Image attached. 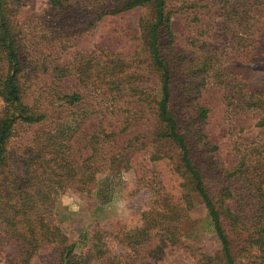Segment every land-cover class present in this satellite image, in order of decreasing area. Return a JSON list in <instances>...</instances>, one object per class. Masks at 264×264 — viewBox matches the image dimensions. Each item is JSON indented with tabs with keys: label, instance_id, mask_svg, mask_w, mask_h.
<instances>
[{
	"label": "trees",
	"instance_id": "obj_1",
	"mask_svg": "<svg viewBox=\"0 0 264 264\" xmlns=\"http://www.w3.org/2000/svg\"><path fill=\"white\" fill-rule=\"evenodd\" d=\"M48 2L41 16L22 23V0H0V252L10 249L18 264H144L168 247L187 249L191 226L184 227L204 205L219 249L188 248L197 264H264V134L238 140L225 167L200 102L207 87L220 88L229 113H254L255 128L264 130V90H251L223 63L230 53L255 50L262 0ZM136 9L148 12L133 55L99 48L63 60L98 22ZM175 14L196 38L180 42ZM107 117L118 119V132L102 122L88 128ZM140 152L166 164L178 195L154 168L139 169L149 207L135 227L115 235L129 252L111 253L105 230L73 242L61 227L60 198L72 192L100 208L108 200L103 176L130 171Z\"/></svg>",
	"mask_w": 264,
	"mask_h": 264
},
{
	"label": "rangeland",
	"instance_id": "obj_2",
	"mask_svg": "<svg viewBox=\"0 0 264 264\" xmlns=\"http://www.w3.org/2000/svg\"><path fill=\"white\" fill-rule=\"evenodd\" d=\"M49 0H22L18 20L22 23L35 17L41 16L49 7ZM190 3L194 0H184ZM260 8L259 34L257 36L256 47L246 55L230 53L224 60L225 66L233 73L238 74L251 90H264V0ZM148 12V9H136L114 17L104 18L98 22L94 28L77 37L75 46L68 51L64 57L70 59L73 52L90 54L96 49L104 48L116 54L131 56L141 44V31L139 27L140 19ZM191 15L188 12L187 16ZM213 18H206V24H212ZM172 28L180 42H185L195 37L192 24L185 22L180 15L172 16ZM200 102L209 109V118L205 126V132L219 146L218 157L220 163L227 167L234 162V146L238 140L250 141L261 140L264 130L256 129L255 124L259 117L254 113L233 116L229 113L224 99V92L220 88L207 87L203 92ZM91 120V124L97 125L102 122V126L108 131L118 132L121 129L120 123L111 117ZM24 132L20 131L14 141L19 142L23 138ZM245 144V141H243ZM85 156V155H84ZM86 157V156H85ZM132 169L125 171L116 168L112 173L103 176L104 188L108 200L100 208L97 204L87 203L81 200L76 194L68 192L59 200V208L65 217L61 227L68 237L73 241H79L81 233L105 230L109 233L110 251L116 257L124 256L129 249L120 245L115 235H121L125 231L135 227L141 219L142 213L149 207L150 196L145 190H140L137 172L140 170L150 171L155 169L160 173L163 186L166 191L175 197L178 195L177 189L169 176L166 164H153L146 153L140 152L132 157ZM189 229L191 234L185 237V246L191 251L201 250L209 254L215 253L219 245L213 235V228L208 218L207 209L204 205H198L190 213ZM160 239L152 242L146 251L154 248ZM179 247H168L164 255L156 260L149 261L142 254L144 264H197V259L190 250ZM0 264H18L12 256L10 249L0 252ZM139 264V263H137Z\"/></svg>",
	"mask_w": 264,
	"mask_h": 264
}]
</instances>
